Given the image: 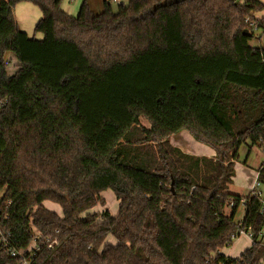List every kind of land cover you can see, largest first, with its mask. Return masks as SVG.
Masks as SVG:
<instances>
[{"label": "trees", "instance_id": "obj_1", "mask_svg": "<svg viewBox=\"0 0 264 264\" xmlns=\"http://www.w3.org/2000/svg\"><path fill=\"white\" fill-rule=\"evenodd\" d=\"M61 1L0 0L4 231L17 248L33 231L57 241L40 243L35 264H219L240 227L264 222L257 197L229 190L240 147L264 151V47L250 44L264 3L104 0L96 12L84 0L71 15ZM22 2L41 10L34 36L15 18ZM181 130L215 157L174 146ZM108 189L117 214L92 211ZM5 251L0 264H15ZM242 257L260 264L264 246Z\"/></svg>", "mask_w": 264, "mask_h": 264}, {"label": "rangeland", "instance_id": "obj_2", "mask_svg": "<svg viewBox=\"0 0 264 264\" xmlns=\"http://www.w3.org/2000/svg\"><path fill=\"white\" fill-rule=\"evenodd\" d=\"M83 1L84 0H62L61 4H62L63 9L65 7L67 8V10H70L75 15H77ZM96 1L99 2L98 5L97 3L95 4ZM128 1L129 0H120L119 3L112 2V7L116 10L120 3L128 4ZM241 1H244V0H241ZM260 1L264 3V0H260ZM89 2L93 10H95L96 12L102 11L103 6H102L101 0H92V1L89 0ZM95 5H97L100 9H97ZM30 9L33 12H31ZM65 12H67L68 14H71L66 10ZM14 15L15 17L21 18L22 24H24L25 26V29L23 30H25L26 32H30L32 34V32H34L33 28L35 27L42 13L39 7L36 6L35 4L30 3V2H22L16 5L14 9ZM255 32H256L255 36L254 38L250 40V44L253 46L264 47V31L260 29V30H256ZM11 69H12V66H11ZM142 124L147 127L150 126L149 121L145 118L142 119ZM263 153L264 152H262L260 146L258 145L253 146L251 150H250V146H248V143H245L240 147L239 158L235 161V166H234L235 167V175H234L235 181L229 185V190L231 192L236 193V194H242L245 191V184L250 183L251 185L254 179V177L252 178V176L257 171V167L260 164H262V162L264 161ZM240 169H242L244 173L241 172ZM261 189L264 190V185H262ZM102 197L105 199V204L102 205V207H105V208L102 211L108 210L112 213L115 212L116 214L117 212L116 210H118L119 208V201L115 197L113 191L112 190L104 191L102 193ZM45 206L48 209L56 211L59 214L62 212L61 206L57 203L46 201ZM243 212H244V207L239 206L237 215H236V220H239ZM247 238L244 235L237 236L236 238L233 239L232 244L230 246H227L223 249V253L230 257H235V258L239 257L243 253V251L248 248L249 238L248 239ZM106 242L112 243V244L117 243L116 239L113 236H109Z\"/></svg>", "mask_w": 264, "mask_h": 264}, {"label": "built area", "instance_id": "obj_3", "mask_svg": "<svg viewBox=\"0 0 264 264\" xmlns=\"http://www.w3.org/2000/svg\"><path fill=\"white\" fill-rule=\"evenodd\" d=\"M112 2L119 3L120 0H112ZM246 22L249 26H253V22H251L248 18L246 19ZM264 166V164H263ZM262 168V167H261ZM258 171V178L255 181L252 189L251 194L249 196L257 197L260 201V214L264 215V190L262 188V183L259 180V174L260 170ZM247 199L246 197H243L240 200V206L246 207ZM10 205V202L7 203ZM234 203L230 204V207L233 206ZM244 219V217H243ZM243 219L238 220L239 224H243ZM244 235L249 238L251 241L250 248L253 247V245L256 243H260L264 246V222L262 225V228L260 231L256 234V232L253 231L251 226L248 227H240L237 234H234L233 237L236 238L237 236ZM48 243L49 247L55 245L57 241H52L50 237H43L42 234L38 231L32 232V241L31 243L25 247V248H17L12 243V234L10 231L5 232L1 223H0V251L6 250L5 252L10 255L11 258L15 259V264H35L36 255L40 250V243L43 242ZM218 254L221 253V250L217 252ZM226 255V254H225ZM230 256H227L219 261V264H241V259H243L242 254L239 257H233L236 259L235 261L229 260ZM240 260V261H239ZM209 262V261H207ZM260 264H264V259L260 262Z\"/></svg>", "mask_w": 264, "mask_h": 264}, {"label": "crops", "instance_id": "obj_4", "mask_svg": "<svg viewBox=\"0 0 264 264\" xmlns=\"http://www.w3.org/2000/svg\"><path fill=\"white\" fill-rule=\"evenodd\" d=\"M92 1V0H91ZM102 1V6H103V2H104V0H101ZM97 3V5H98V1H96L95 2V4ZM97 5H95V7L97 8V9H100ZM64 9L66 10V11H70V10H67V8H65L64 7ZM31 10V9H30ZM31 12H33L32 10H31ZM69 13H71L72 15H75L73 12H69ZM262 16H264V11H262V12H259V13H257L256 14V17H258V18H261ZM16 18V20H17V22H18V25H19V27L21 28V29H25V26H24V24H22V21H21V18L20 17H15ZM35 28V27H34ZM33 28V29H34ZM28 29V28H27ZM28 33V35L29 36H34L35 35V32H32V34L30 33V32H27ZM36 36L38 37V38H41L43 35L41 34V33H38V34H36ZM9 57L12 59V62H11V64L8 66V68H7V70H8V74L9 75H12V74H14L15 73V71H16V65H17V62H16V60L14 59V56L12 55V54H10L9 55ZM11 66H12V69H11ZM170 141H171V143L174 145V146H177V147H179V148H181L183 151H185V152H187V153H190V154H195V155H205V156H208V157H215V155H216V151L213 149V148H211V147H209V146H207V145H205V144H203V143H200L199 141H197L187 130H181L180 132H178V133H176V134H173V135H171V137H170ZM261 150H262V148H261ZM262 152H264L263 150H262ZM264 154V153H263ZM264 162V161H263ZM263 162H262V164H260L258 167H257V171L255 172V174L252 176V178L254 177V179H253V181H252V183H251V185H250V183H248V184H245V191L241 194V195H243V196H246V195H249V194H251V189H252V187H253V185H254V183H255V181L257 180V178H258V171H259V169L263 166ZM241 170V172H243L244 173V171L242 170V169H240ZM234 178H235V176H234ZM233 178V182L235 181V179ZM251 178V179H252ZM249 185H250V187H249ZM244 187V186H243ZM108 190H110V189H108ZM106 191V190H105ZM104 192V191H103ZM102 192V193H103ZM246 192V193H245ZM248 192V193H247ZM102 193H101V195H102ZM114 193V192H113ZM115 195V194H114ZM116 197V196H115ZM119 201V200H118ZM46 203V202H45ZM101 207V208H100ZM105 207H102V205H97V206H95L93 209H92V211H98V212H101L103 209H104ZM117 212H118V210H116ZM117 212H116V214H117ZM111 214H113V215H115V212H110ZM236 215H237V213H236ZM245 216V208H244V212H243V214H242V216L239 218V220H242L243 219V217ZM235 220H236V217H235ZM238 221V220H237ZM246 237V236H245ZM247 238V237H246ZM248 239V238H247ZM249 240V239H248ZM250 245H251V241L249 240V244H248V248L247 249H249L250 248ZM247 249H245L244 251H243V253L247 250ZM242 253V254H243Z\"/></svg>", "mask_w": 264, "mask_h": 264}, {"label": "water", "instance_id": "obj_5", "mask_svg": "<svg viewBox=\"0 0 264 264\" xmlns=\"http://www.w3.org/2000/svg\"><path fill=\"white\" fill-rule=\"evenodd\" d=\"M248 32V30H245V33H247Z\"/></svg>", "mask_w": 264, "mask_h": 264}]
</instances>
